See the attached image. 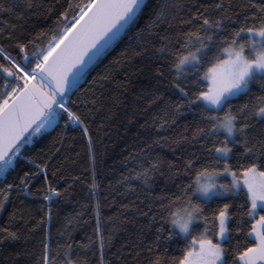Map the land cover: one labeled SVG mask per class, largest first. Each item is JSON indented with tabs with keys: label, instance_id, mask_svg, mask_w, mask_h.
Here are the masks:
<instances>
[{
	"label": "snow or ice",
	"instance_id": "obj_1",
	"mask_svg": "<svg viewBox=\"0 0 264 264\" xmlns=\"http://www.w3.org/2000/svg\"><path fill=\"white\" fill-rule=\"evenodd\" d=\"M26 7L31 10L39 5L27 0ZM166 7L153 5L151 0H67V7L57 14L58 27L41 31L31 39L8 34L6 42L16 55L0 45V176L17 167L21 158L32 167L17 175L18 183L0 187V211L11 202L13 194L32 195L33 182L41 178L48 185L44 200L51 203L53 197L61 195L52 187L60 172L55 160L61 149L50 156L45 154L47 159L40 163L25 153L36 137L58 127L60 121H64L65 129L77 128L87 138L89 159L94 162L87 118L93 110L89 104L94 107L97 99H88L91 87L76 100L71 96L81 91L82 82H87L89 68L122 34L139 28L140 20L144 25L137 37L154 35L165 19ZM202 7L203 11L194 7L193 14L184 21L186 30L157 50L161 60L155 69L157 82L167 80L165 87L171 89L176 100L153 93L149 106H164L161 129L169 116L175 123L176 116L185 111L196 115L192 137L183 135L174 143L179 145L182 140L199 144L200 155L193 153L184 160L182 170L176 169L175 175L186 177L187 182L177 184L173 195L158 197L156 211L150 206L143 213H151L152 224L159 225L148 251L159 250L162 243L167 252L175 245L171 264H264V131L251 135L252 129H264V0H247L238 27L235 25L241 13L234 12L236 18L232 19L227 15L231 5L226 8L223 0L215 4L221 13L218 18ZM11 11L0 0V13ZM51 15L49 9V18ZM127 55V51L120 54L122 58ZM108 79L110 74L100 75L93 78L92 84ZM241 99L243 102L237 103ZM160 144V139H154L140 151L148 155L153 145ZM50 168L54 169L51 178ZM141 168L124 179L147 184L158 164L151 163L149 168L141 164ZM79 179L72 177L73 183ZM92 187H96L94 178ZM213 204L211 215H207ZM15 219L13 213L9 225L0 226V243L20 239L18 232L11 230ZM43 223L41 220L37 226ZM201 225L203 230H199ZM96 234L100 239V264H104L99 222ZM36 264H55L47 241ZM65 264H73L67 255ZM150 264L165 261L157 255Z\"/></svg>",
	"mask_w": 264,
	"mask_h": 264
},
{
	"label": "trees",
	"instance_id": "obj_2",
	"mask_svg": "<svg viewBox=\"0 0 264 264\" xmlns=\"http://www.w3.org/2000/svg\"><path fill=\"white\" fill-rule=\"evenodd\" d=\"M2 2L12 8L11 12L0 13V45L9 52L11 48L5 39L9 33L17 38L31 39L41 31L56 28L57 14L67 7V0H34L39 7L31 10L26 7L27 0ZM220 2L151 0L153 5H167L165 19L154 30L155 34L137 37L136 33L144 25L140 20L139 28L122 34L112 48L89 68L87 82H82L81 91L71 99L76 100L84 89L90 87L92 91L87 94L88 99H97L94 107L89 104L93 110L87 118L95 160L89 159L87 138L82 137L77 128L65 129L64 121L36 137L26 147V155L36 158L37 163L46 160L57 148L61 149L55 160L60 172L52 182V187L61 195L53 197L51 203L44 200L48 185L42 178L33 182L32 195L17 197L13 194L11 202L0 211V226H8L14 213L16 219L11 223V230L18 232L20 239L0 243V264H36L45 241L51 248L55 264H65L66 255L73 264H100V239L96 234L98 222L103 234L104 264H150L157 255L165 264H171V258L176 254L175 245L170 246L167 252L162 243L159 250L153 248L152 253L148 251L153 247L159 225L152 224L151 213L147 216L143 213L148 212L150 206L156 211L158 197L173 195L177 192V184L187 182L186 177L175 175L176 169L182 170L184 160L193 153L200 155V147L182 140L179 145L174 143L183 135L192 137L198 119L196 115L185 111L176 116L175 123H171L169 116V122L161 129L164 106H149L153 93H163L166 99L176 100L171 89L165 87L167 80L157 82L155 69L161 63L157 50L169 39L175 40L182 29H187L184 21L193 14L194 7L203 11L202 6H206L207 14L218 18L221 13L215 9V4ZM223 3L226 8L231 5L232 11L227 15L232 19L236 18L234 12L241 13L235 25L238 27L243 21V6L247 0H223ZM49 9L52 10L50 18ZM225 24H230V21H225ZM11 43L14 44L15 40ZM124 51L128 55L122 58L120 54ZM136 52L141 54L136 55ZM11 54L16 55L15 52ZM116 60L120 62L114 63ZM105 74H110V79L92 84L93 78ZM242 102V99L237 101ZM80 107L83 111V105ZM262 131L264 129L259 127L252 129L251 135H259ZM165 137L166 140L163 139ZM154 139H160L161 144L153 145L148 155L141 153V148ZM151 163L158 164V168L150 173L147 184L142 180L124 179L142 171L141 164L149 168ZM31 167L26 159H19L17 167L6 176H0V187L18 183L17 175H23V171ZM53 170L49 169L50 178ZM76 176L80 179L73 183L72 177ZM93 178L95 189L92 187ZM214 207L211 205L206 214L211 215ZM41 220L44 223L37 226ZM199 230H203V225ZM0 240H3V234H0Z\"/></svg>",
	"mask_w": 264,
	"mask_h": 264
}]
</instances>
